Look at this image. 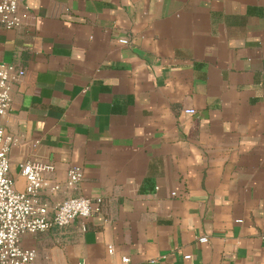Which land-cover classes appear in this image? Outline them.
<instances>
[{"label": "crops", "instance_id": "0c3cea01", "mask_svg": "<svg viewBox=\"0 0 264 264\" xmlns=\"http://www.w3.org/2000/svg\"><path fill=\"white\" fill-rule=\"evenodd\" d=\"M20 16L0 26V61L25 71L0 116L14 185L32 161L51 214L101 198L23 234L35 264H264V0H26Z\"/></svg>", "mask_w": 264, "mask_h": 264}, {"label": "built area", "instance_id": "2783aa9c", "mask_svg": "<svg viewBox=\"0 0 264 264\" xmlns=\"http://www.w3.org/2000/svg\"><path fill=\"white\" fill-rule=\"evenodd\" d=\"M26 0H0V26L15 28L21 23L20 8ZM121 43H128L126 37ZM14 63L0 61V116L8 111L11 105L12 85L24 73ZM194 112L195 109H186ZM18 139L5 135L0 123V264H35L37 251L22 246L23 234L45 231L53 226L63 227L76 218H87L101 209V198L93 201L84 195L70 196L63 199L51 214L49 207L38 199L39 192L48 185L49 180L32 161L22 163V173L26 176L25 190H18L11 177L9 148L10 143ZM68 184L79 182L83 176V167L73 164L68 169ZM59 185H53L58 189ZM207 241V236L200 237ZM113 246H109V251ZM190 257V254L185 255ZM129 262L130 257L124 256Z\"/></svg>", "mask_w": 264, "mask_h": 264}]
</instances>
